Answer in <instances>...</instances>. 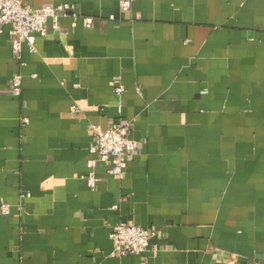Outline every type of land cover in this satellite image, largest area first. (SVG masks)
I'll return each mask as SVG.
<instances>
[{
  "label": "crops",
  "instance_id": "0c3cea01",
  "mask_svg": "<svg viewBox=\"0 0 264 264\" xmlns=\"http://www.w3.org/2000/svg\"><path fill=\"white\" fill-rule=\"evenodd\" d=\"M120 1L25 0L95 24L48 21L20 60L0 35V264H264V0ZM119 121L137 152L91 190L93 129ZM120 222L145 253L112 256Z\"/></svg>",
  "mask_w": 264,
  "mask_h": 264
},
{
  "label": "built area",
  "instance_id": "2783aa9c",
  "mask_svg": "<svg viewBox=\"0 0 264 264\" xmlns=\"http://www.w3.org/2000/svg\"><path fill=\"white\" fill-rule=\"evenodd\" d=\"M131 7V0H121L120 9L127 12ZM70 18L71 27L74 28L80 19L85 29H92L94 21L91 18L81 16L77 13L75 6L62 4L50 5L41 8H32L25 3V0H0V35L5 27H9L8 38L13 56L20 60L22 48L25 45L29 53L35 52V44L38 38H45L47 35L46 23L52 21V28L58 30L59 20ZM109 21H114L113 16H109ZM21 74H15L11 79V94L20 96L21 94ZM117 97H121L124 88L117 83L114 88ZM74 109V108H72ZM24 125L28 124V119L23 118ZM131 126L124 122H115L108 129L102 131L99 127L93 129L94 144L90 151L96 154L95 160L87 162L88 174L85 181L89 189L94 190L98 179L94 175V170L99 165H108L107 173L117 179H121L128 167V163L133 158L138 149V143L130 138ZM29 194H21L20 199L28 198ZM113 211L117 207L111 208ZM0 213L7 216L10 213L8 204H0ZM153 232L134 225L123 222L116 224L109 233V239L113 245L112 256L125 258L137 256L148 250L150 238Z\"/></svg>",
  "mask_w": 264,
  "mask_h": 264
}]
</instances>
